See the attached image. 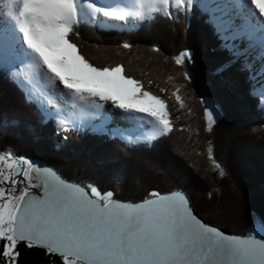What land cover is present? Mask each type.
<instances>
[{
	"label": "snow or ice",
	"instance_id": "1",
	"mask_svg": "<svg viewBox=\"0 0 264 264\" xmlns=\"http://www.w3.org/2000/svg\"><path fill=\"white\" fill-rule=\"evenodd\" d=\"M192 4L193 0H0V66L16 69L12 75L28 99L61 127L90 123L100 115L91 109L104 107L94 99L98 98L111 101L123 110L122 118L137 127L152 125L150 136L119 135L129 142L156 139L172 128L165 101L126 77L122 65L93 66L68 37L74 26L101 17L127 22L159 13L172 18L177 10L189 11ZM202 7L211 14L222 47L231 57L217 71L240 63V70L248 71L258 85L253 94L264 102V0H213ZM238 41L246 46H238ZM257 47L259 67L250 63V52ZM185 59L191 56L182 52L175 63L182 65ZM176 99L183 106L179 95ZM205 114L210 131L218 118L216 107L209 103ZM108 121L105 117L104 123ZM209 158L221 168L211 154ZM13 173L22 174L27 182L19 192L16 185L25 181ZM30 187L41 188L43 194L30 193ZM113 195L102 194L91 184L87 189L69 184L12 152L0 154V241L4 242L0 255L7 258L6 264H15L17 244L23 241L28 247L59 254L63 264H264V222L246 237L229 236L194 216L180 191L152 192L140 204L123 203Z\"/></svg>",
	"mask_w": 264,
	"mask_h": 264
},
{
	"label": "trees",
	"instance_id": "2",
	"mask_svg": "<svg viewBox=\"0 0 264 264\" xmlns=\"http://www.w3.org/2000/svg\"><path fill=\"white\" fill-rule=\"evenodd\" d=\"M68 38L93 66L122 65L126 77L164 100L171 131L129 142L116 133L61 127L28 99L12 75L16 69L0 66L1 153L12 152L86 188L91 184L102 194L112 191L113 199L129 204L142 203L152 192L182 191L203 219L231 233L249 235L264 222V103L240 63L217 71L231 57L202 5L193 3L172 18L153 13L127 30L84 22ZM182 52L191 59L177 65ZM209 103L218 112L210 131ZM16 251L15 264H63L42 247L18 243ZM6 259L0 255V264Z\"/></svg>",
	"mask_w": 264,
	"mask_h": 264
},
{
	"label": "rangeland",
	"instance_id": "3",
	"mask_svg": "<svg viewBox=\"0 0 264 264\" xmlns=\"http://www.w3.org/2000/svg\"><path fill=\"white\" fill-rule=\"evenodd\" d=\"M197 2L201 6L203 4L213 2V0H193V3H197ZM101 20H103L105 22L101 23L100 22ZM137 21H139V20H135V19H132V18H129L127 22L118 20V22H122L123 23L122 25H120V23H118V22L115 24L114 23L115 22L114 19L101 17L94 23L98 22L99 24L105 25L107 27H112V26L116 27L117 26L118 28L126 29L127 26H129L131 28H135L136 24H137ZM237 44H238V46H241V47L246 46V42H244V44H241V42L238 41ZM260 59H261V52H260V49L257 47L254 51L250 52V63H252L253 65H256L257 67H259ZM255 84H256V82H255ZM61 87H62V85H61ZM256 87H258V85H256ZM94 99H97V102L103 104L104 107L102 109H99V110L91 109V111H99L100 115L90 119V123L88 122V120H86V122H88V123H85L84 127L78 128V132L85 133L87 130H92L93 132H96V133L97 132L98 133L108 132V133H116V134L123 133L119 127L114 126V125H110V124L108 125V124L104 123L105 117H108V115H112L113 117H115L117 122H119L120 121V117H122L121 113L123 112V110L116 108L112 104L111 101L104 102V101H99L98 98H94ZM137 115L145 116L146 114L138 113ZM148 119H154V118H150L149 117ZM93 126H95V128ZM132 126L137 127L134 123H132ZM151 127H152V125H147L146 124V126H144V127H137V128H138V130H148ZM67 129H73V127L67 128ZM101 129H103V130H101ZM124 136H128V135L124 134ZM124 136H122V137L124 138ZM0 154H3V153L0 152ZM22 167L26 168L27 165H22ZM15 178L17 180H20V181H25V178L23 177L22 174L17 176V177H15ZM26 184H27L26 181H25V183H18L16 185L17 192H19L20 189L25 187ZM30 188H32V187H30ZM30 188H29V191H30ZM88 190L90 191V189H88ZM257 227H258V225L255 226L253 229H256ZM252 230L250 231V233L252 232Z\"/></svg>",
	"mask_w": 264,
	"mask_h": 264
},
{
	"label": "water",
	"instance_id": "4",
	"mask_svg": "<svg viewBox=\"0 0 264 264\" xmlns=\"http://www.w3.org/2000/svg\"><path fill=\"white\" fill-rule=\"evenodd\" d=\"M150 136V135H149ZM34 166H36V167H39V168H41V169H50V168H48V167H45V166H42V165H40V164H36V165H34ZM50 170H52V169H50ZM53 171V170H52ZM53 172H55V171H53ZM56 173V175L57 176H59L63 181H65V182H67V183H69V184H76V185H80V184H78V183H76V182H74V181H69V180H67L62 174H60V173H57V172H55ZM14 176H15V173L13 174ZM33 176H35V173L33 172ZM15 177H17V176H15ZM80 186H82V185H80ZM83 187H85V186H83ZM86 188V187H85ZM87 189V188H86ZM179 191V190H178ZM173 192H176V191H173ZM180 192H182V191H180ZM30 193H34V194H36V195H42L43 194V190L41 189V188H37V187H32V188H30ZM171 193V192H170ZM184 195H185V197H186V199L188 200V202H189V207L191 208V211H192V214L194 215V216H196L201 222H203L204 224H206V225H209V226H211V227H214V228H216V229H218V230H220L221 232H223V233H225L226 235H229V236H240V237H246V236H248V235H239V234H236V233H231V232H229V231H226V230H224V229H222V228H219V227H217V226H214V225H212V224H210L208 221H206L205 219H203L198 213H197V211L191 206V204H190V201H189V198L187 197V195L184 193V192H182ZM167 194H169V193H167ZM167 194H165V195H167ZM114 200H118V199H114ZM118 201H120V202H123V203H125L124 201H121V200H118ZM127 204H129V203H127ZM138 204H140V203H138ZM19 243H26V242H19ZM38 247H40V246H38ZM42 248H44V247H42ZM54 255H56V256H58V257H60V258H62L59 254H54Z\"/></svg>",
	"mask_w": 264,
	"mask_h": 264
},
{
	"label": "bare ground",
	"instance_id": "5",
	"mask_svg": "<svg viewBox=\"0 0 264 264\" xmlns=\"http://www.w3.org/2000/svg\"><path fill=\"white\" fill-rule=\"evenodd\" d=\"M108 118H109V121L107 123L108 125L110 124V125L119 127L121 131L126 135H131L133 137H136V136L143 137V136L151 135V133L148 130H138L137 127L132 126V122L125 120L122 117H120L119 122H117L115 117H113L112 115H108Z\"/></svg>",
	"mask_w": 264,
	"mask_h": 264
},
{
	"label": "crops",
	"instance_id": "6",
	"mask_svg": "<svg viewBox=\"0 0 264 264\" xmlns=\"http://www.w3.org/2000/svg\"><path fill=\"white\" fill-rule=\"evenodd\" d=\"M86 123H88V122H86Z\"/></svg>",
	"mask_w": 264,
	"mask_h": 264
}]
</instances>
